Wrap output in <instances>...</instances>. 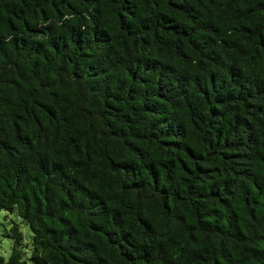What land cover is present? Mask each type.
<instances>
[{
  "label": "trees",
  "instance_id": "trees-1",
  "mask_svg": "<svg viewBox=\"0 0 264 264\" xmlns=\"http://www.w3.org/2000/svg\"><path fill=\"white\" fill-rule=\"evenodd\" d=\"M0 264H264V0H0Z\"/></svg>",
  "mask_w": 264,
  "mask_h": 264
},
{
  "label": "rangeland",
  "instance_id": "rangeland-1",
  "mask_svg": "<svg viewBox=\"0 0 264 264\" xmlns=\"http://www.w3.org/2000/svg\"><path fill=\"white\" fill-rule=\"evenodd\" d=\"M16 224L24 235L25 245L30 244L33 235L30 227L16 213L0 211V256L6 260L9 259L13 246V242L6 237V231Z\"/></svg>",
  "mask_w": 264,
  "mask_h": 264
}]
</instances>
